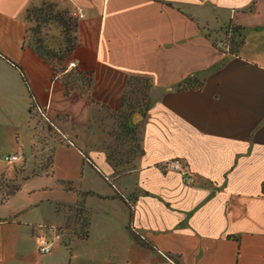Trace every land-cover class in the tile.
<instances>
[{"label":"crops","instance_id":"0c3cea01","mask_svg":"<svg viewBox=\"0 0 264 264\" xmlns=\"http://www.w3.org/2000/svg\"><path fill=\"white\" fill-rule=\"evenodd\" d=\"M42 1L82 14L73 61L89 84L54 77L24 44ZM229 25L244 38L232 52ZM131 76L149 79L150 107L128 128L117 114ZM187 78L199 88L180 89ZM172 160L189 181L155 168ZM263 183L264 0H0V264H155L158 250L264 264ZM77 192L92 194L88 239L40 256V227L62 226L54 206ZM45 207L51 221L31 214Z\"/></svg>","mask_w":264,"mask_h":264},{"label":"trees","instance_id":"16d2710c","mask_svg":"<svg viewBox=\"0 0 264 264\" xmlns=\"http://www.w3.org/2000/svg\"><path fill=\"white\" fill-rule=\"evenodd\" d=\"M25 21L28 28L24 44L50 67L54 77L62 75L66 76L65 78L69 81L76 79L89 84L91 80L89 73L82 74L77 67L67 69V64L73 61L74 56L82 49L77 37L78 19L69 9L56 2L42 1L26 10ZM240 30L239 27L233 25H229L225 29V34L231 37L228 42L229 52L243 44V37L238 43L232 38ZM54 35H57L59 39L56 40ZM195 84L194 80L187 78L179 84V88L187 89L193 86V88L198 89L199 85ZM150 87L149 79L129 77L122 94L121 110L117 114L120 119L125 121L124 125L128 128L133 113H141L145 116L148 112ZM17 191L18 186H14L7 195H13ZM262 192H264V183L262 184ZM77 193L81 200L76 205L57 203L54 206L55 214L64 220V224L61 227H56V229L62 237L61 243L69 249L72 241H85L89 235L90 213L86 209L83 199L92 194L89 192ZM131 234L135 236L133 231Z\"/></svg>","mask_w":264,"mask_h":264},{"label":"built area","instance_id":"2783aa9c","mask_svg":"<svg viewBox=\"0 0 264 264\" xmlns=\"http://www.w3.org/2000/svg\"><path fill=\"white\" fill-rule=\"evenodd\" d=\"M75 16L77 18H82L81 13L75 14ZM76 67H77V64L74 61H71L67 64L68 70L72 69V68H76ZM36 112L40 116V118H42L45 122H47L49 124L50 128H53L54 130L57 131L56 127L49 120V118L47 117V115L45 114V112L42 109L36 108ZM22 160H23V156L20 154H10V155H5L3 157V161L5 163H8V164H14V163L20 162ZM155 168H161L162 170H166V171L178 172L179 174H181V176L183 177V179L185 181L190 180V176L187 174V172L184 168V165L179 160H172V161L166 162L160 166H156ZM40 232H42V233L38 237V242H39L38 253L41 256L51 254L54 251V249L56 248V246H58L61 243L62 237L59 234V232L57 231L56 227L42 226V227H40ZM133 232L136 233L134 230H133ZM136 235H138V233H136ZM157 253L161 256L162 261L159 263H155V264H177L173 258H171L170 256H167L163 252L158 250Z\"/></svg>","mask_w":264,"mask_h":264},{"label":"rangeland","instance_id":"374dc122","mask_svg":"<svg viewBox=\"0 0 264 264\" xmlns=\"http://www.w3.org/2000/svg\"><path fill=\"white\" fill-rule=\"evenodd\" d=\"M225 36H226V40L225 41H229V37H230V35H226L225 34ZM224 36V37H225ZM54 38L57 40V39H59L58 38V36L57 35H54ZM53 38V39H54ZM223 40V39H222ZM52 46V45H51ZM138 120L137 121H139V118H137ZM45 122V121H44ZM103 126H104V130L106 131V130H109V124L108 123H105V124H103ZM51 130L52 131H54L53 133H55L56 135H54V136H52V142H51V145L54 143V142H56V140H57V138L56 137H58L57 136V132H56V130H54L53 128H51ZM49 149H51L50 147H49ZM50 156V152H48L47 154H45V157L43 158V161L41 162V164L42 165H44L45 163H46V160L48 159V157ZM35 184V183H34ZM36 184H39V183H36ZM32 186H34V185H32ZM13 185L12 186H10V189H8V191L9 190H12L13 189ZM38 194H40V193H36V196H38ZM33 216L34 215H36L37 217H39V216H42L44 219H46V220H48V221H51L54 217H53V215H52V209L50 208V207H45V208H43L41 211H39L38 213H31ZM63 224H64V222H63ZM61 227V226H60ZM39 254V253H38ZM152 253L150 252V251H144V255H145V258H146V260H147V262L149 261L148 260V256H150ZM40 255V254H39ZM41 256V255H40ZM37 263V262H36Z\"/></svg>","mask_w":264,"mask_h":264},{"label":"water","instance_id":"95a60500","mask_svg":"<svg viewBox=\"0 0 264 264\" xmlns=\"http://www.w3.org/2000/svg\"><path fill=\"white\" fill-rule=\"evenodd\" d=\"M137 118L142 119V115H141L140 113H135V114H134V116H133V118H132V121H131V123H132L133 125H135V124L137 123Z\"/></svg>","mask_w":264,"mask_h":264}]
</instances>
